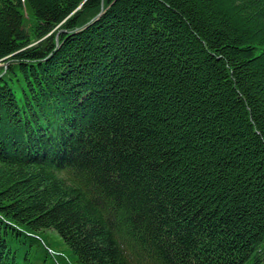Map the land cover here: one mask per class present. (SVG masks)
Returning <instances> with one entry per match:
<instances>
[{
    "label": "trees",
    "instance_id": "trees-1",
    "mask_svg": "<svg viewBox=\"0 0 264 264\" xmlns=\"http://www.w3.org/2000/svg\"><path fill=\"white\" fill-rule=\"evenodd\" d=\"M0 64V264H264V0H0Z\"/></svg>",
    "mask_w": 264,
    "mask_h": 264
},
{
    "label": "rangeland",
    "instance_id": "rangeland-1",
    "mask_svg": "<svg viewBox=\"0 0 264 264\" xmlns=\"http://www.w3.org/2000/svg\"><path fill=\"white\" fill-rule=\"evenodd\" d=\"M0 66H2V65L0 64ZM57 249H61V247L57 246Z\"/></svg>",
    "mask_w": 264,
    "mask_h": 264
}]
</instances>
